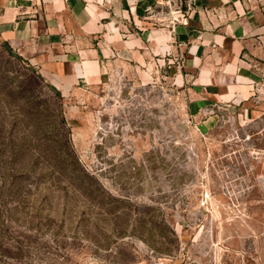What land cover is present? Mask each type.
I'll list each match as a JSON object with an SVG mask.
<instances>
[{"label": "rangeland", "instance_id": "374dc122", "mask_svg": "<svg viewBox=\"0 0 264 264\" xmlns=\"http://www.w3.org/2000/svg\"><path fill=\"white\" fill-rule=\"evenodd\" d=\"M188 2L83 34L64 93L0 40V264H264V68L212 96L150 36Z\"/></svg>", "mask_w": 264, "mask_h": 264}, {"label": "crops", "instance_id": "0c3cea01", "mask_svg": "<svg viewBox=\"0 0 264 264\" xmlns=\"http://www.w3.org/2000/svg\"><path fill=\"white\" fill-rule=\"evenodd\" d=\"M188 1L192 6L183 7L185 22L177 20L179 24L155 29L150 33L152 40L159 48L172 47L169 38L174 35L161 32L174 30L179 43L186 44L188 70L209 65L202 69L209 74L198 77L204 89L221 88L223 78L233 79L225 92L212 96L230 102L248 99V89L259 77L257 70L264 68V0ZM163 2L166 0H0V37L64 93L82 77L84 60L78 44L83 34L115 32L112 26L119 23L138 24L149 8ZM109 38L116 41L118 33Z\"/></svg>", "mask_w": 264, "mask_h": 264}, {"label": "trees", "instance_id": "16d2710c", "mask_svg": "<svg viewBox=\"0 0 264 264\" xmlns=\"http://www.w3.org/2000/svg\"><path fill=\"white\" fill-rule=\"evenodd\" d=\"M0 40L2 42V44L5 46V48L9 51L10 54L16 56L18 59H20L23 63H25L30 69H32L33 71H35L37 73V75L40 77V73H38L23 57H21L18 53H16L12 47L6 42L4 41L1 37ZM55 89V88H53ZM57 91V90H56ZM58 94H60L59 91H57Z\"/></svg>", "mask_w": 264, "mask_h": 264}]
</instances>
